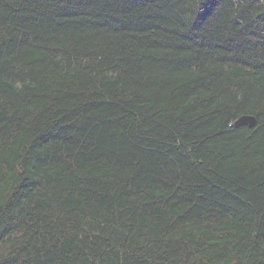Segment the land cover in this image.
Instances as JSON below:
<instances>
[{
  "label": "trees",
  "instance_id": "1",
  "mask_svg": "<svg viewBox=\"0 0 264 264\" xmlns=\"http://www.w3.org/2000/svg\"><path fill=\"white\" fill-rule=\"evenodd\" d=\"M0 264H264V0H0Z\"/></svg>",
  "mask_w": 264,
  "mask_h": 264
},
{
  "label": "water",
  "instance_id": "2",
  "mask_svg": "<svg viewBox=\"0 0 264 264\" xmlns=\"http://www.w3.org/2000/svg\"><path fill=\"white\" fill-rule=\"evenodd\" d=\"M241 123H247L254 126L256 124V118L254 115L244 114L235 121V125H239Z\"/></svg>",
  "mask_w": 264,
  "mask_h": 264
}]
</instances>
